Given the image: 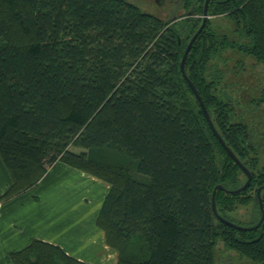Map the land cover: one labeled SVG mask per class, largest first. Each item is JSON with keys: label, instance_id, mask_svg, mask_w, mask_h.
Instances as JSON below:
<instances>
[{"label": "trees", "instance_id": "16d2710c", "mask_svg": "<svg viewBox=\"0 0 264 264\" xmlns=\"http://www.w3.org/2000/svg\"><path fill=\"white\" fill-rule=\"evenodd\" d=\"M183 20H164L125 0H0V158L9 200L38 184L57 162L110 185L97 226L117 264H215L218 241L264 264V222L257 230L222 223L238 204L264 207V166L251 130L219 94L213 62L227 51L264 64V0H210L237 40L207 20L185 71L213 123L253 180L214 135L180 65L201 27L206 0H184ZM191 41V40H190ZM79 150V151H78ZM255 169H258L255 171ZM245 176V181L242 180ZM13 264H87L33 240Z\"/></svg>", "mask_w": 264, "mask_h": 264}, {"label": "crops", "instance_id": "0c3cea01", "mask_svg": "<svg viewBox=\"0 0 264 264\" xmlns=\"http://www.w3.org/2000/svg\"><path fill=\"white\" fill-rule=\"evenodd\" d=\"M12 178L0 158V264H13L11 254L40 240L87 264H117L97 226L110 185L61 162L48 169L36 186L9 200Z\"/></svg>", "mask_w": 264, "mask_h": 264}, {"label": "rangeland", "instance_id": "374dc122", "mask_svg": "<svg viewBox=\"0 0 264 264\" xmlns=\"http://www.w3.org/2000/svg\"><path fill=\"white\" fill-rule=\"evenodd\" d=\"M136 5L142 12L159 16L164 20L177 18L183 20L190 13V8L185 6L184 0H125ZM198 20L203 15H195ZM212 27L220 34H228L231 40H237L234 34V24L227 17L209 15ZM194 36V35H193ZM192 36V37H193ZM191 40V39H190ZM188 40L187 44H189ZM212 72L219 71L223 76L219 94L233 105L234 120L247 124L251 130V141L256 146L259 158V167L264 166V64L254 57L244 56L236 51H227L213 62ZM216 73V72H215ZM79 151V150H78ZM258 169H255V171ZM245 181V176H242ZM253 203L248 205L238 204L234 212L230 213L234 222L246 227L250 226L253 219ZM215 264H258L241 256L239 253L225 247L218 241L215 249Z\"/></svg>", "mask_w": 264, "mask_h": 264}, {"label": "water", "instance_id": "95a60500", "mask_svg": "<svg viewBox=\"0 0 264 264\" xmlns=\"http://www.w3.org/2000/svg\"><path fill=\"white\" fill-rule=\"evenodd\" d=\"M209 4H210V0H206L205 4H204V11H203V23H202L201 27L199 28V30L197 31V33L193 36V38L189 42V44H188V46H187V48H186V50L184 52L180 68H181V71H182V74H183L184 78L188 82V84L191 87V89H192L197 101L199 102V104L201 106V109H202V111H203V113L205 115V118H206L210 128L212 129L214 135L219 140L221 145L225 148V150L230 155V157L235 161L236 164L239 165V167L242 169V171L247 176V182L245 183V185L243 187H241L240 189H238V190L232 191V193L237 194V193H241V192L245 191L246 189H248L250 187V185L252 183V180H253V175H252L251 171L248 168H246V166L239 160V158L235 155V153L226 145L225 141L223 140V138L221 137V135L217 131V129H216L214 123H213L212 117H211L209 111L207 110V107H206L202 97L200 96V94H199L198 90L196 89L195 85L188 78V76L186 74V71H185L186 61H187L188 55H189V53H190V51L192 49V46L194 45V43H195L196 39L198 38V36L203 31L204 27L206 26L207 20L209 19ZM218 190H224L223 186L218 185L214 189L213 198H212V209H213V212L216 215V217L222 223H224V224H226V225H228L230 227H233V228H235L237 230H243V231L244 230L245 231H252V230H257L258 228H260V226L264 222V207H263L262 196H261V193H262V190H263L262 188H259L258 192H257V195H258V198H259V203H260V208H261V211H262V217H261L259 223L257 225H255V226H253V227H243V226L237 225V224L232 223V222L228 221L227 219H225V218H223V217H221L219 215L218 210H217V206H216V194H217Z\"/></svg>", "mask_w": 264, "mask_h": 264}]
</instances>
